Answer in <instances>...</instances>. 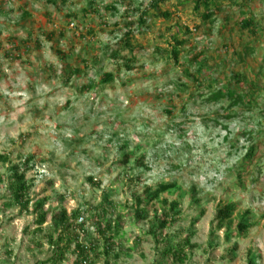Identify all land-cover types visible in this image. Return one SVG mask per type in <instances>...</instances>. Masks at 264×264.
<instances>
[{"label":"rangeland","instance_id":"374dc122","mask_svg":"<svg viewBox=\"0 0 264 264\" xmlns=\"http://www.w3.org/2000/svg\"><path fill=\"white\" fill-rule=\"evenodd\" d=\"M50 1L0 0V153L15 163L34 156L31 196L46 197L48 211L36 232L33 206L5 205L9 162H0V264L80 259L73 240L62 257L47 241L59 206L84 217L74 224L80 240L97 243L89 264H248L250 254L264 264V0H220L205 21L193 0L157 9L152 0ZM128 29L130 69L127 49L110 53ZM175 35L185 40L177 62ZM106 72L114 80L103 84ZM210 84H250L251 106L207 101ZM160 182L176 184L161 197L179 201L181 214L157 241L150 224L162 204H147L146 220L134 205ZM229 203L232 222L218 229L217 209ZM202 209L185 261L163 257L164 242L183 241ZM247 211L252 226L241 233ZM106 221L118 231L108 253Z\"/></svg>","mask_w":264,"mask_h":264},{"label":"trees","instance_id":"16d2710c","mask_svg":"<svg viewBox=\"0 0 264 264\" xmlns=\"http://www.w3.org/2000/svg\"><path fill=\"white\" fill-rule=\"evenodd\" d=\"M159 1H165V0H152L150 6H152L154 9H157ZM233 1V0H228ZM50 2H55L54 0ZM194 8L201 9L202 8V14L201 17L203 20H210L213 16L216 15L221 9V2L220 0H193ZM148 13L147 10H145L142 15L139 18V22L143 24L145 22V15ZM28 13L26 11H23L22 17L27 16ZM164 16H169V13L167 11L163 12ZM242 25L245 28H250L252 23L248 19L242 20ZM253 28V27H252ZM194 30H197L196 27ZM188 31V29H187ZM253 32H255L252 29ZM130 29L124 33V38L120 39V42L123 43L119 49L111 50V55L114 58L119 57L121 48L127 49L131 55L130 58L126 60V67L130 69V62H132V57L135 55V46L131 45V39H130ZM173 40V43L171 45V55L174 58L175 62L178 61V54L180 51V46L185 42L184 39H179L176 35L171 37ZM242 60V58H240ZM239 59V60H240ZM199 65L204 66L201 62ZM77 73L79 70L75 69ZM197 78V77H196ZM114 80V75L112 72H106L101 75V78L99 79V82L101 83H109ZM199 80V79H198ZM212 82V81H211ZM246 81L245 83H247ZM212 87V88H211ZM209 94L207 95L206 100L209 102H218L223 99H229L230 100V106H237L238 104H243L244 106H251L252 101V90L251 85H247V89L249 91L245 92L246 86L243 85L242 87H234L227 85L225 89H222L221 87L215 88L214 85H209ZM212 89H216L212 91ZM251 90V91H250ZM246 97H249V99H246ZM264 102V101H263ZM229 115L228 117H230ZM251 154V151L248 153V156ZM127 156V154H125ZM0 162L5 164L6 162H9L8 165V185H7V192H8V199L5 203L7 207H15L19 211H28L31 206L33 212L36 214V232H41L43 230V224L47 220L48 211L44 210V206L47 202V198L37 199L33 202V198L31 196V189H32V180L27 177V172L33 168L34 166V156L29 155L26 158H24L20 162H10L9 157L5 153H0ZM176 187V184L174 182H160L156 187L147 186L144 189V196H137L135 195V207H134V213L137 219H147L149 218L148 210L146 209L147 204L153 201H159L162 204V211L160 215H156L152 218L151 224H150V232L155 237L157 241L164 240V235L161 233V231L164 228H167L172 223H174L177 218H179L181 214V208H180V202L179 201H169L167 198H162V194L164 192L170 191ZM196 187H193L192 192L193 194H196ZM197 200V199H196ZM236 209V206L233 203L225 204L222 206H219L217 209V212L215 214V221L218 224V229L227 223L232 222V215ZM204 213V210L202 209L200 211V215L197 217H194L193 220L190 223V234L183 239V241H177V242H164L165 247L162 252L163 257H171L173 261L177 262H184L186 258L185 248H193L196 246V244H193L191 242V236L194 235V226L200 219L201 215ZM79 211H73L71 214H69L63 206H59L57 211L52 214V223L51 227L53 228L52 233L47 234V241L48 243L59 250L56 251L55 255L56 257H59L63 255L61 251V244L64 246L63 248H67V243L72 240L74 241L75 248L78 250L80 259H78L74 264H81L83 261H86V264H89V256L87 253H89V250H94L97 246V243L95 241L92 244H87L80 240L79 233L75 231V224L74 222H78ZM81 223V222H78ZM100 225V222L98 223ZM252 224L249 222L248 219V211L240 217V219L237 222V228L239 232L244 233L246 232ZM101 232L103 231L102 228H98ZM106 230L107 235L105 236V253H108L109 249L113 246V240L115 236L118 234L117 229L113 226H111L110 221H106ZM71 231L74 232L73 238L71 237ZM115 231V232H114ZM56 233H59L55 236ZM103 234L104 231H103ZM54 257L53 261L57 260V258ZM60 257V258H61ZM248 264H262L257 260V257L250 254L248 257Z\"/></svg>","mask_w":264,"mask_h":264},{"label":"built area","instance_id":"2783aa9c","mask_svg":"<svg viewBox=\"0 0 264 264\" xmlns=\"http://www.w3.org/2000/svg\"><path fill=\"white\" fill-rule=\"evenodd\" d=\"M84 220V217L83 216H80L78 218V222H82ZM81 264H86V261H83Z\"/></svg>","mask_w":264,"mask_h":264}]
</instances>
